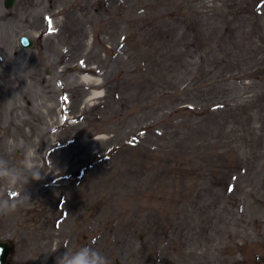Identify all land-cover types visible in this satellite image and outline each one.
Wrapping results in <instances>:
<instances>
[{
  "label": "rangeland",
  "instance_id": "rangeland-1",
  "mask_svg": "<svg viewBox=\"0 0 264 264\" xmlns=\"http://www.w3.org/2000/svg\"><path fill=\"white\" fill-rule=\"evenodd\" d=\"M0 10L3 52L34 69L35 115L52 144L69 141L50 174L62 179L49 219L67 202V220L22 258L47 264L67 243L109 264H264V0H0ZM23 35L36 46L22 48ZM147 54L161 59L141 72ZM199 67L214 70L198 81ZM185 86L194 104L224 105L200 132L159 123L174 106L160 94Z\"/></svg>",
  "mask_w": 264,
  "mask_h": 264
},
{
  "label": "flooded vegetation",
  "instance_id": "flooded-vegetation-1",
  "mask_svg": "<svg viewBox=\"0 0 264 264\" xmlns=\"http://www.w3.org/2000/svg\"><path fill=\"white\" fill-rule=\"evenodd\" d=\"M17 53L14 51V56H10L3 52L0 45V155L10 154L11 158L19 162L27 151L33 157L35 166L38 156L42 167L37 169L39 179L30 177L25 185L18 186L17 196L23 197V200L16 210L0 215V249L2 255L8 257V264H34L22 257L34 248L35 236H41L39 240L43 242V248L47 249L51 245V238L45 233L52 228L60 229L70 211L69 207L65 208L67 202H62L53 209L54 213L59 212L60 215L53 220L49 219L52 214L51 188L61 181L53 184L50 179L51 164L47 161L51 159L52 152H57L60 148L51 147L52 132L46 115H35V100L31 91L35 86V72L33 67L24 70L19 67L15 58ZM57 143L59 141L55 144ZM41 191L43 194L37 198L36 194ZM8 196L10 199L16 198L11 192ZM30 214H34L31 217L33 222L29 220ZM38 248L41 249L40 246ZM55 260L56 258L47 264H55Z\"/></svg>",
  "mask_w": 264,
  "mask_h": 264
},
{
  "label": "clouds",
  "instance_id": "clouds-1",
  "mask_svg": "<svg viewBox=\"0 0 264 264\" xmlns=\"http://www.w3.org/2000/svg\"><path fill=\"white\" fill-rule=\"evenodd\" d=\"M30 177L39 179L40 173L27 151L19 162L11 158L10 154L0 155V215L16 210L23 200V197L17 196L18 186L25 185ZM9 192L16 198L10 199ZM64 246L66 251L56 257L55 264H109L108 258L90 245L70 248L66 243Z\"/></svg>",
  "mask_w": 264,
  "mask_h": 264
},
{
  "label": "trees",
  "instance_id": "trees-1",
  "mask_svg": "<svg viewBox=\"0 0 264 264\" xmlns=\"http://www.w3.org/2000/svg\"><path fill=\"white\" fill-rule=\"evenodd\" d=\"M196 28H191V31H194ZM206 42L204 43H209L207 39H205ZM209 46V49H211V43L207 44ZM208 49V50H209ZM206 51V50H205ZM148 55V54H147ZM147 55H143L144 58L147 57ZM165 59V58H163ZM160 59L154 60V62H158ZM200 61L205 60V58H199ZM147 63L151 65L152 63L146 58L145 60ZM204 65V64H202ZM201 70L200 76H198V81L203 80L209 73H212L214 69L207 70L205 67H199ZM144 77V76H143ZM145 78V77H144ZM152 79V78H148ZM166 78H162L160 83H166L167 81L165 80ZM200 86V85H199ZM175 91L172 92H163L161 97L162 103H167L173 101L174 103V108L170 112H166L163 119L160 120V123L162 121V127L165 129L167 128V124L164 122L168 123H174V126L179 127V129L182 128H190L196 132L202 131V127L204 126L205 123L208 121L213 120V115L216 116L217 114H220L223 109L224 105L222 103H214L208 106H203V105H198V104H193V91L192 88H188L185 86L183 89L177 88L174 89ZM195 91L203 93V90L201 87L195 88ZM197 98H199V94L196 95ZM185 104H193L191 105H185ZM234 114V113H233ZM197 147L200 146L198 142Z\"/></svg>",
  "mask_w": 264,
  "mask_h": 264
},
{
  "label": "water",
  "instance_id": "water-1",
  "mask_svg": "<svg viewBox=\"0 0 264 264\" xmlns=\"http://www.w3.org/2000/svg\"><path fill=\"white\" fill-rule=\"evenodd\" d=\"M14 2H15V0H7V1H6V4H7L8 6H12V5L14 4ZM21 43H22V45H23L24 47H33V46H34V42H33V40H32L29 36H23V37L21 38ZM7 258H8V257H7L6 255H3V257H0V264H1V262H2L3 264H5Z\"/></svg>",
  "mask_w": 264,
  "mask_h": 264
}]
</instances>
